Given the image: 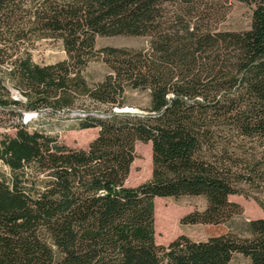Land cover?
<instances>
[{"label":"trees","instance_id":"trees-1","mask_svg":"<svg viewBox=\"0 0 264 264\" xmlns=\"http://www.w3.org/2000/svg\"><path fill=\"white\" fill-rule=\"evenodd\" d=\"M234 2L249 9L247 28L228 26ZM102 36L142 42L97 47ZM42 38L66 58L33 62L27 45ZM97 59L107 72L90 82ZM82 100L88 113L72 117L97 129L86 148L22 122ZM124 106L138 113L113 112ZM10 112L0 264H264V216L237 225L243 208L229 200L264 212V0H0V114ZM137 142L150 144L151 175L128 186ZM182 196L206 205L181 222L226 230L156 243L154 198Z\"/></svg>","mask_w":264,"mask_h":264},{"label":"rangeland","instance_id":"rangeland-1","mask_svg":"<svg viewBox=\"0 0 264 264\" xmlns=\"http://www.w3.org/2000/svg\"><path fill=\"white\" fill-rule=\"evenodd\" d=\"M250 11L243 4L234 2L233 9L229 14L228 26L234 28H247L249 25ZM142 40L126 36H102L97 37V47L112 46H139ZM33 62L38 64H50L66 58V53L61 42L52 38L35 40L32 45H27ZM107 68L100 60L91 61L84 69L83 74L90 82H96L103 78ZM12 97L23 100L19 90L10 87ZM142 100L139 96H131ZM88 101H80L78 106L69 111H58L54 115H48V110L24 111L22 122L29 130H42L56 136L58 140L69 147L80 149L86 148L97 134L96 128H79L75 114H86ZM129 107V106H128ZM134 108V107H132ZM137 109V108H134ZM138 110V109H137ZM92 114L104 115L100 109L90 110ZM5 115V116H4ZM0 114V135L2 133L13 134L14 129L8 127L9 119L13 118L10 113ZM7 120V121H5ZM135 158L131 164L126 185L136 186L150 178L151 175V147L149 143L137 142L135 145ZM0 169L7 174V169L0 164ZM229 200L238 202L243 208V219H237V225L244 219L259 218L264 216L263 210L251 198L242 195H230ZM206 205L201 196L155 197L154 198V229L155 242L166 245L180 234H185L194 240H202L210 235L218 234L226 230L223 224L212 225L202 223H183L181 218L193 211L203 210ZM239 260L234 264H242Z\"/></svg>","mask_w":264,"mask_h":264},{"label":"water","instance_id":"water-1","mask_svg":"<svg viewBox=\"0 0 264 264\" xmlns=\"http://www.w3.org/2000/svg\"><path fill=\"white\" fill-rule=\"evenodd\" d=\"M113 112L115 113H138L137 109L132 107L124 106L121 108L115 107L113 108Z\"/></svg>","mask_w":264,"mask_h":264}]
</instances>
